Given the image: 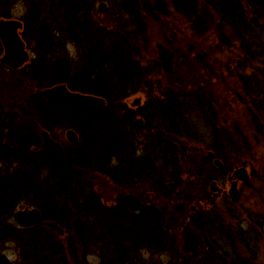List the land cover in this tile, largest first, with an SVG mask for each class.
<instances>
[{"label": "trees", "instance_id": "1", "mask_svg": "<svg viewBox=\"0 0 264 264\" xmlns=\"http://www.w3.org/2000/svg\"><path fill=\"white\" fill-rule=\"evenodd\" d=\"M168 1L144 0L140 6L136 0L125 3L134 23L142 29L144 23L140 19V9L143 7L144 14L149 16L147 22L152 20L172 32L171 16H174L178 20L184 19L180 22L191 33L190 37L182 38V35L172 32L166 37L164 46L158 49L160 73L173 77L177 74L175 67L185 65L195 85L192 92L180 93L186 101L173 96L172 92L169 93L171 90L160 97L157 93L154 96L157 108L152 110V116L158 123L153 127L157 131H166L157 139L162 146V162L169 165L173 162L170 142H176L175 135L182 130L181 123L188 120L185 108L190 113L195 108L201 109L202 113L214 111L213 118L220 109L228 125L229 138L239 146V155L247 159L246 154L253 148L250 145L251 134L236 125L252 126L255 141L257 138L264 141V0ZM59 7L57 15L63 18L64 24L73 31H77L75 26H81L78 32L82 34L80 40L86 48L84 59L88 65L83 68L77 84L83 83L77 86L70 84L73 87L70 89L102 96L108 105L102 115L94 117L74 109L61 111L45 98L32 95L34 110H30L33 112L30 118L26 114L27 121L15 122L9 115L4 117L0 114V251L8 248L9 244H15L19 249L14 250L19 256L16 264H83L81 261H85L90 253L99 258L98 264H138L142 252L166 250L169 233L164 229L168 222L163 210L168 209L165 206L174 205L177 198L169 193H174L180 183L174 180L175 175L173 180L167 181L160 171L155 174L151 156H136L140 141L133 143L136 140L130 137V131L123 132L127 126L133 130L136 128L134 122L132 124L130 119H124L120 114L121 108L126 107L125 100L139 90L138 83L141 81L139 66L131 59V38L126 37L130 31L124 30V40L122 36L117 37L111 44L112 51L107 54L101 50L100 41L94 40L88 31L90 22L88 18H83L84 8L79 0H62ZM0 16L11 17L8 12L0 13ZM119 21L122 25L123 22ZM37 27L43 32L46 29L42 22ZM140 31L135 29L132 32ZM209 33L218 35L217 39H229L230 45L238 51L232 63L225 67L226 71H233L231 66H235L232 64L237 66L231 81L222 78L218 84L216 62L198 57L203 50L197 40L211 36ZM45 40L48 38H43L37 47L48 44L44 43ZM204 54L208 56L210 52ZM105 65L110 66L108 71ZM52 71L37 70L35 76L29 77L31 87L34 88L36 75L46 78L49 86L66 80L70 83L69 79L62 78L64 74L60 71ZM180 84L176 83L174 87L178 88ZM232 110L235 114L241 112V116L232 118L229 115ZM69 113L75 115L73 122L77 128H87L86 134L78 143L71 145L74 151L66 150L65 166L49 168L44 174L48 165L39 159L37 150L40 129L53 130V125L59 120L57 118ZM146 115V123L143 128H137L139 131L148 129L149 117ZM214 151L216 156H221L217 150ZM223 167L224 163L219 168ZM97 175L128 189L136 185L137 189H132L119 205L109 207L97 194V188L104 185ZM139 185L140 188L146 187L145 198L138 197ZM166 188L172 190L166 191ZM22 204L40 208L42 217L39 223L22 228L13 221L14 212ZM62 228L64 233H58ZM68 235L76 239L69 238L66 242ZM99 243L102 248L99 247L96 252L92 246ZM77 249L83 252L79 255L71 253L72 250L77 253Z\"/></svg>", "mask_w": 264, "mask_h": 264}, {"label": "rangeland", "instance_id": "2", "mask_svg": "<svg viewBox=\"0 0 264 264\" xmlns=\"http://www.w3.org/2000/svg\"><path fill=\"white\" fill-rule=\"evenodd\" d=\"M60 1L62 0H0V13L8 12L12 19H22L23 28L20 29V33L26 40L27 49L30 53L29 61L19 70L10 69L0 63V114L4 117L9 115V118L14 119L15 122L27 121L26 114H29L27 115L29 118L31 117L33 112L30 110H34V104L31 102L34 101L32 95H36L35 97L38 98L42 97L37 94V91L49 86L46 78L43 79V76L36 75L34 88L31 87L29 77L35 76L34 73H37V70L45 69V71L51 72L53 69H57L64 74L62 78L70 80V83L67 84L71 89L73 88L71 85L77 86L83 83L77 84L80 76H82L83 68L88 65L84 59L86 55L85 44L80 40L82 34L78 32V28L81 26H75L77 31H73L66 23L64 24L63 18L57 15L60 9ZM79 1L84 8L82 10L84 14L81 13L79 16L83 14V18L89 19L88 31L90 30L94 40L100 41L101 50L105 53L108 54L112 51L111 44L117 37L122 36L124 40L126 36V34L123 36L124 30L130 31L126 37L131 38L129 43L131 59L137 62L139 66L138 76L141 77V81L138 83L139 90L125 100L126 107L121 108L120 115L124 119H130L133 124L137 118L144 119L148 114L149 126L148 129L142 131H139L136 126L135 130L129 129L127 126L123 128V132L130 131V137L136 140L131 139L133 143L140 141L136 156L143 158L144 155L151 156L155 174H159L157 172L160 171L162 177L166 178L167 181L173 180L172 176L175 175L174 180L180 183L174 189V193H169L174 194L177 198L174 205L172 203L171 206H165L168 209L163 210L168 222L164 229L169 233L166 250L153 253L142 252L140 259L138 258L140 260L138 264H264V141L262 138H257V142L255 141L252 135L254 128L252 126L246 128L247 126L242 125V123L236 125L245 128L246 132L249 131L251 134L252 142L250 145L253 148L246 154L247 159H243L241 154L239 155V146L229 138L228 125L223 119V113L220 109H217L213 118L214 111L204 110L205 112L202 113L201 109L195 108L193 109L194 112L190 113L186 112L187 109L185 108L184 114L188 120L181 123L182 130L175 135L176 142L175 140L170 142L168 138L166 139L173 146L171 155L173 162L169 165L167 162H162L161 159L160 148L162 146L157 143V139L165 135L166 131L164 134L161 130L157 131L153 127L158 123L152 116V110L157 108L154 105V96L158 94L160 97L163 93H167L166 91L171 90L169 93L172 92L173 96L177 95L180 100L186 101V98L183 99L180 93L188 91L190 93L195 87L185 65L176 66V76L168 77L166 74L160 73L161 68L157 64L160 59L158 49L164 46L166 37L168 38L172 32L182 35V38L191 36L186 25L180 22L184 19L178 20V17L171 16L174 28L173 26L169 27L172 30L170 32L167 28L161 27L159 23L152 20L147 22L149 16L144 14L145 10L142 7L140 9V19L144 23L142 29L134 23L129 15L127 11L129 7L128 9L125 8V3L129 0ZM136 1L138 6L144 2V0ZM168 2L166 0V3ZM101 3H104L105 6L102 7ZM119 19L123 22L122 25L118 23ZM41 22L45 23L46 26L44 32L39 31L37 27ZM135 29H141V31L133 33L132 31ZM209 34L211 36L204 40L201 38L197 40L203 50L198 57L205 58L211 63L216 62L215 65L219 69L218 84L222 78L231 81L237 66L235 63L232 64L235 66V68L231 66L233 71H226L225 67L230 62L232 63L235 53L238 51L236 47L230 45L229 39L221 40L220 38L217 39L218 35ZM49 35L52 37L50 38ZM43 38H48L47 41H44L48 44H44V46L42 44V47L38 48L37 45L42 43ZM78 39L80 42H77ZM204 52H210V54L205 56ZM210 55L212 57L207 59ZM2 56L3 48L0 46V58ZM108 68L110 66L105 65L106 71ZM176 83H181L178 88L174 87ZM134 85L137 87V84ZM218 90L221 89L218 88ZM136 98H141V103L133 105ZM15 104L17 105L15 106ZM112 108L110 112H112ZM240 114H235V110L229 112L232 118H238L241 116ZM74 117L75 115L71 113L63 114L57 118L59 120L53 125V130L40 129V145L43 139L42 131L48 130L54 139L65 146L66 150L74 151L71 145L76 143H71L67 139V129H74L79 135V140L84 133L86 134L87 129L85 127L77 128L73 122ZM6 121L9 122L11 119H6ZM214 150L221 153V156H217V158L224 163L223 168H219L220 166L214 163L213 158L209 161L208 152L213 151L215 153ZM245 161L248 162L250 180L248 182L239 181V192L233 196L229 193L232 182L229 177L235 168L242 166ZM115 163L116 161L112 165ZM49 168L47 166L44 174H47ZM98 178L102 179L99 176ZM102 180L104 185L97 188V194L102 198V203L109 207L119 205L120 201L122 202L123 199L127 198L128 193L132 192V189H137L136 185L132 186V189H128L127 186L115 184L108 178ZM213 180H216L219 186L225 189L223 194L210 189V183ZM144 188L138 186V197H146L147 191ZM166 189V191L169 190ZM26 206L32 207V205L22 204L19 208ZM194 208L197 210L193 211ZM13 221L15 222V220ZM192 222L195 224L192 225ZM59 231L58 233H64L65 230L62 228ZM237 232H240L241 237L240 234H236ZM70 236H67L66 242L70 240L69 238L76 239ZM100 244L92 246L96 252L99 250ZM15 248H17L15 244H9L8 248L1 252H5L10 259L17 262L19 256L17 250L14 251ZM76 251L77 253L72 250L71 253L79 255L83 252L78 249ZM80 259L82 260L81 257ZM81 263L98 264L99 258L90 253L86 260H82Z\"/></svg>", "mask_w": 264, "mask_h": 264}, {"label": "water", "instance_id": "3", "mask_svg": "<svg viewBox=\"0 0 264 264\" xmlns=\"http://www.w3.org/2000/svg\"><path fill=\"white\" fill-rule=\"evenodd\" d=\"M101 6L103 7L105 4L101 3ZM22 27L23 21L19 19L2 18L0 20V39L5 49V53L0 58V61L12 68H18L30 59L26 43L19 33V29ZM37 94L44 97L51 106L60 110L75 109L95 117L102 115L107 107V100L104 97L71 91L65 83L39 89ZM140 103L141 98H136L133 101V105ZM134 125L139 129L143 128V118H137L134 121ZM42 136L43 141L38 150L39 159L52 169H60L65 166L67 164L65 146L54 139L48 130H43ZM66 137L71 143H77L79 140L78 133L72 128L67 129ZM208 156L214 158L217 166L222 165V161L215 157L213 151H209ZM247 166L248 162L245 161L242 166H237L229 177V180L232 181L229 189L231 195L235 196L238 194L239 181L248 182L250 180ZM210 189L220 193L224 190L216 180L210 183ZM13 217L21 227H31L40 222L42 212L39 207L26 206L18 208L14 212ZM0 264H15V262L5 252H0Z\"/></svg>", "mask_w": 264, "mask_h": 264}, {"label": "flooded vegetation", "instance_id": "4", "mask_svg": "<svg viewBox=\"0 0 264 264\" xmlns=\"http://www.w3.org/2000/svg\"><path fill=\"white\" fill-rule=\"evenodd\" d=\"M9 18H11V17H9ZM21 36H22V33H21ZM22 38H23V36H22ZM24 39V38H23ZM25 40V39H24ZM25 43H26V49H27V42L25 41ZM0 46H1V48H3V54L5 53V49H4V44H3V42H2V40L0 39ZM1 63V62H0ZM2 64V63H1ZM4 65V64H3ZM7 67H9V66H7ZM10 69H13V70H16V68L14 69V68H12V67H9ZM19 69V68H18ZM230 174V173H229ZM240 185V184H239ZM239 188H240V186H239ZM224 191H225V189H224ZM224 191L221 193V194H223L224 193ZM195 210H193V211H196L197 209L196 208H194Z\"/></svg>", "mask_w": 264, "mask_h": 264}, {"label": "clouds", "instance_id": "5", "mask_svg": "<svg viewBox=\"0 0 264 264\" xmlns=\"http://www.w3.org/2000/svg\"><path fill=\"white\" fill-rule=\"evenodd\" d=\"M145 256H147V253H145Z\"/></svg>", "mask_w": 264, "mask_h": 264}]
</instances>
